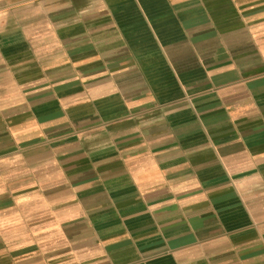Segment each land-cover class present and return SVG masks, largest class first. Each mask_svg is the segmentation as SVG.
<instances>
[{
    "label": "crops",
    "instance_id": "1",
    "mask_svg": "<svg viewBox=\"0 0 264 264\" xmlns=\"http://www.w3.org/2000/svg\"><path fill=\"white\" fill-rule=\"evenodd\" d=\"M0 264H264V0H0Z\"/></svg>",
    "mask_w": 264,
    "mask_h": 264
}]
</instances>
